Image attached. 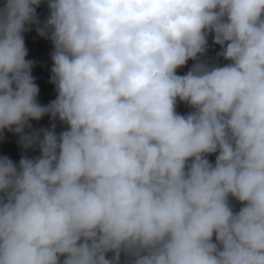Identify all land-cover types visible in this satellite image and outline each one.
<instances>
[{
	"label": "clouds",
	"instance_id": "9594fccd",
	"mask_svg": "<svg viewBox=\"0 0 264 264\" xmlns=\"http://www.w3.org/2000/svg\"><path fill=\"white\" fill-rule=\"evenodd\" d=\"M41 3L0 6V132L40 153L0 157V264H264V0Z\"/></svg>",
	"mask_w": 264,
	"mask_h": 264
},
{
	"label": "trees",
	"instance_id": "16d2710c",
	"mask_svg": "<svg viewBox=\"0 0 264 264\" xmlns=\"http://www.w3.org/2000/svg\"><path fill=\"white\" fill-rule=\"evenodd\" d=\"M5 0H0V6H3ZM37 15L41 21H43L48 16V8H47V0H42L41 6L37 8ZM25 46L28 49V56L26 59L32 60L34 62V66L32 68V75L35 78V82L39 87V95L37 100L42 105H47L51 101L56 98V89L55 85L50 83L51 77V52L53 51V47L51 42L48 39L40 37L35 31V27L32 28L31 31L24 33ZM208 52L207 58L210 60H215L216 53L220 51V46L212 43V36L208 37ZM192 61H188V63L183 67L177 70L178 75L185 74L189 68L192 66ZM220 64L227 63L222 58L219 60ZM176 111L183 115L187 112L191 111V109L184 103L178 101ZM32 124V129H26L27 131L38 130L41 128H50L53 121L50 120V117L45 115L39 121H30ZM56 124V132L59 133L65 130L66 126L60 123L58 120L54 122ZM8 144L14 145L12 151L13 153L8 157L13 160L17 165L19 164V160L22 156H28L29 158H34L39 156L38 150L28 149L25 150L19 144V137L14 135L12 132L4 130L0 132V144ZM2 157V156H0ZM216 158V154H212L208 156L210 162L214 163ZM230 203L233 205L235 211H239L240 207L243 205L233 198H229ZM213 242H215V236H213ZM111 254H109V257Z\"/></svg>",
	"mask_w": 264,
	"mask_h": 264
},
{
	"label": "rangeland",
	"instance_id": "374dc122",
	"mask_svg": "<svg viewBox=\"0 0 264 264\" xmlns=\"http://www.w3.org/2000/svg\"><path fill=\"white\" fill-rule=\"evenodd\" d=\"M14 145H8V144H4L1 143L0 144V156H9L13 153L12 149H13Z\"/></svg>",
	"mask_w": 264,
	"mask_h": 264
}]
</instances>
